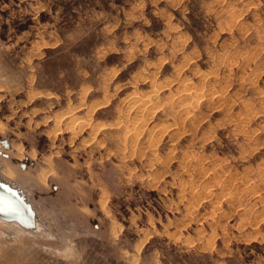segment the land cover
Listing matches in <instances>:
<instances>
[{
    "label": "rangeland",
    "instance_id": "rangeland-1",
    "mask_svg": "<svg viewBox=\"0 0 264 264\" xmlns=\"http://www.w3.org/2000/svg\"><path fill=\"white\" fill-rule=\"evenodd\" d=\"M0 180V264H264V0H0Z\"/></svg>",
    "mask_w": 264,
    "mask_h": 264
},
{
    "label": "water",
    "instance_id": "water-1",
    "mask_svg": "<svg viewBox=\"0 0 264 264\" xmlns=\"http://www.w3.org/2000/svg\"><path fill=\"white\" fill-rule=\"evenodd\" d=\"M0 184H3L5 188H11L17 193L15 197L6 196L5 203L0 205V218L7 221H18L26 228H33L35 226V214H33L30 204L25 202L22 192L19 189H13L10 184L2 180H0Z\"/></svg>",
    "mask_w": 264,
    "mask_h": 264
},
{
    "label": "snow or ice",
    "instance_id": "snow-or-ice-1",
    "mask_svg": "<svg viewBox=\"0 0 264 264\" xmlns=\"http://www.w3.org/2000/svg\"><path fill=\"white\" fill-rule=\"evenodd\" d=\"M17 195L11 188H5L3 184H0V205H3L6 201V196L15 197Z\"/></svg>",
    "mask_w": 264,
    "mask_h": 264
},
{
    "label": "bare ground",
    "instance_id": "bare-ground-1",
    "mask_svg": "<svg viewBox=\"0 0 264 264\" xmlns=\"http://www.w3.org/2000/svg\"><path fill=\"white\" fill-rule=\"evenodd\" d=\"M186 89H187V88H186ZM186 91H187V90H186ZM188 91H189V89H188ZM188 91H187V92H188ZM148 98H149V97H148ZM198 98H199V97H198ZM195 100H196V99H195ZM139 102H140V101H139ZM147 103H149V102H147ZM142 104H143V103H142ZM144 104L147 105L146 103H144ZM183 107H184V106H183ZM187 109H188V108H187ZM187 109H186V110H187ZM186 110H184V111L186 112ZM183 114H184V112H183ZM185 114H187V112H186ZM245 212H246V210H244L243 212L241 211V213H243V214H244ZM239 219H240V218H239ZM1 220H3V219H0V221H1ZM14 222H15V221H14Z\"/></svg>",
    "mask_w": 264,
    "mask_h": 264
}]
</instances>
